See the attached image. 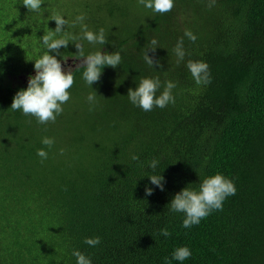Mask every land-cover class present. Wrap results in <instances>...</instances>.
<instances>
[{
  "label": "trees",
  "instance_id": "obj_1",
  "mask_svg": "<svg viewBox=\"0 0 264 264\" xmlns=\"http://www.w3.org/2000/svg\"><path fill=\"white\" fill-rule=\"evenodd\" d=\"M22 4L0 0V264H76L74 249L92 264H164L165 257L179 264L171 254L181 246L191 250L183 264H264V0H174L164 14L138 0H43L40 14ZM54 13L69 21L53 39L70 43L59 52L74 83L62 114L39 124L10 107L35 74L31 61L45 51L40 37L55 29L48 20ZM79 14L109 42L78 40L84 53L104 48L122 57L92 85L91 105L84 67H73L80 26L71 22ZM181 37L185 58L177 63ZM153 38L154 69L143 60ZM188 60L207 63L211 82L197 85ZM142 77H159L162 86L173 81L175 102L134 107L127 93ZM45 136L55 144L41 160ZM217 173L233 180L235 195L183 228V214L166 206ZM152 174L164 177V191L150 184ZM94 237L99 245L84 243Z\"/></svg>",
  "mask_w": 264,
  "mask_h": 264
},
{
  "label": "clouds",
  "instance_id": "obj_2",
  "mask_svg": "<svg viewBox=\"0 0 264 264\" xmlns=\"http://www.w3.org/2000/svg\"><path fill=\"white\" fill-rule=\"evenodd\" d=\"M43 0H23V7L29 12L40 14L42 10ZM214 3V0H212ZM138 3L147 9H151L155 13L164 14L171 11L174 7V0H138ZM85 15L79 14L71 22V26L79 24L80 35L72 37V43L75 47L76 55L80 57V61L84 67L82 79L92 89V85L100 80L102 70L105 67L116 69L120 66L122 57L119 51L109 53L104 51V48L97 50L94 53H84L83 45L78 40L86 41L89 44L106 45L109 44L105 36L103 28L97 31H92L85 23ZM49 21L55 22V29L49 30V34L40 37V42L45 49L42 55L33 62L34 75H30L27 81L26 89L19 90L13 97L11 109L19 110L26 116H32L39 124H47L55 122L57 117L63 112V105L69 101L70 92L68 91L74 83L72 69L62 67L63 59L59 49L70 44L64 38L53 39L54 35L63 33L69 26V21L61 14L54 13L48 18ZM184 37L189 41L195 42L196 36L186 30ZM184 37L177 40L173 49L177 57V63L184 61ZM157 40L151 39L150 47L144 53L143 60L150 67H160L159 60L150 58L148 53H155ZM53 53V54H50ZM57 57H60L58 59ZM186 68L191 74L192 79L197 85L208 84L211 82L210 72L207 63L203 61L188 60ZM161 87L163 90L160 91ZM176 87L173 81H165L161 83L159 77H142L139 80L136 88L129 89L127 93L128 100L134 107H138L143 111H151L154 107L164 108L175 102V97L172 90ZM93 90V89H92ZM159 92V95L157 93ZM96 92L93 90L87 96V102L91 105L95 101ZM41 144L44 146L37 149L36 155L45 160L48 157V152L45 150L51 149L55 140L51 137H42ZM63 150H61L62 154ZM133 161H137L139 157L135 154L131 156ZM157 160H152L148 167L153 171L158 166ZM151 185L164 191L165 180L161 174H152L147 176ZM145 195L151 196L153 188L145 185ZM236 188L233 180L225 177L222 174H215L206 177L199 184V190L189 188L188 186L176 193L169 204L166 206L171 212L182 213L183 228H191L200 223V221L209 216L213 211L222 210L223 203L227 197L235 195ZM160 235L167 238L170 232L167 228L160 230ZM84 243L90 247H95L100 244V238H85ZM72 256L76 259V264H92L90 257L86 256L79 250H73ZM191 257V250L187 246L177 247L171 254V260L183 264V262ZM164 264H171V261L165 257Z\"/></svg>",
  "mask_w": 264,
  "mask_h": 264
},
{
  "label": "water",
  "instance_id": "obj_3",
  "mask_svg": "<svg viewBox=\"0 0 264 264\" xmlns=\"http://www.w3.org/2000/svg\"><path fill=\"white\" fill-rule=\"evenodd\" d=\"M77 64H78V65H82V62H81V61H77V63L74 64L73 67H75ZM32 75H34V74H32Z\"/></svg>",
  "mask_w": 264,
  "mask_h": 264
}]
</instances>
